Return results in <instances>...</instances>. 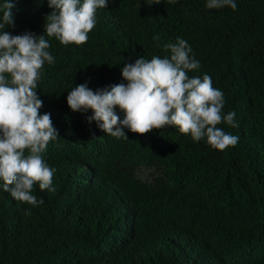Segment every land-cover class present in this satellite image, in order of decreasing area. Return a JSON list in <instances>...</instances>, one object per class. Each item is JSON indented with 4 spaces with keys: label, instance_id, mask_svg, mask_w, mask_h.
Segmentation results:
<instances>
[{
    "label": "trees",
    "instance_id": "16d2710c",
    "mask_svg": "<svg viewBox=\"0 0 264 264\" xmlns=\"http://www.w3.org/2000/svg\"><path fill=\"white\" fill-rule=\"evenodd\" d=\"M235 2L109 0L85 44L46 37L55 61L37 95L59 133L43 153L56 191L35 185L34 207L0 189V264H264V0ZM12 11L6 31L40 36L53 9L16 0ZM178 38L201 65L188 75L208 74L235 111L238 127H218L236 146L214 150L174 126L117 139L69 108L74 86L126 84L124 64L170 55Z\"/></svg>",
    "mask_w": 264,
    "mask_h": 264
},
{
    "label": "clouds",
    "instance_id": "9594fccd",
    "mask_svg": "<svg viewBox=\"0 0 264 264\" xmlns=\"http://www.w3.org/2000/svg\"><path fill=\"white\" fill-rule=\"evenodd\" d=\"M15 3H0V189L16 201L36 207L44 200L33 194L35 185L41 191H56V169L48 165L43 153L59 133L51 114H40L43 101L37 95L45 62L55 61L46 37L65 46L85 44L96 26L97 10L106 8L109 0H47L53 11L45 17L40 36L32 32L14 36L6 31L15 26ZM226 6L237 9L235 0H206L210 10ZM153 38L159 40V36ZM164 51L170 55L140 57L124 64L121 75L126 84L95 91L88 83L74 86L67 95L69 108L73 112L91 110L88 123L95 121L100 130L117 139H128L124 129L145 135L174 126L195 142L206 138L214 150L223 152L236 146L239 137L218 127H238L236 113L222 111L224 93L213 86L208 74L188 75L201 67L188 42L178 38L165 44Z\"/></svg>",
    "mask_w": 264,
    "mask_h": 264
},
{
    "label": "rangeland",
    "instance_id": "374dc122",
    "mask_svg": "<svg viewBox=\"0 0 264 264\" xmlns=\"http://www.w3.org/2000/svg\"><path fill=\"white\" fill-rule=\"evenodd\" d=\"M147 174H148V171H147Z\"/></svg>",
    "mask_w": 264,
    "mask_h": 264
}]
</instances>
